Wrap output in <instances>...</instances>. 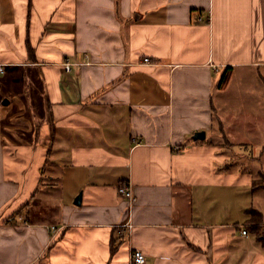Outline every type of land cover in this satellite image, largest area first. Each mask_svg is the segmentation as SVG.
Here are the masks:
<instances>
[{
  "label": "crops",
  "instance_id": "obj_1",
  "mask_svg": "<svg viewBox=\"0 0 264 264\" xmlns=\"http://www.w3.org/2000/svg\"><path fill=\"white\" fill-rule=\"evenodd\" d=\"M0 65V264H264V0H0Z\"/></svg>",
  "mask_w": 264,
  "mask_h": 264
},
{
  "label": "trees",
  "instance_id": "obj_2",
  "mask_svg": "<svg viewBox=\"0 0 264 264\" xmlns=\"http://www.w3.org/2000/svg\"><path fill=\"white\" fill-rule=\"evenodd\" d=\"M228 78H229V72H228V67H227L222 73L218 87L222 88L227 83ZM47 152L49 153L50 149H48ZM45 162H48L47 158ZM123 184H126V183H121L120 185H123ZM259 185L260 184H258L257 181H254L253 186L255 187V190L258 189ZM246 212L249 215L248 222L251 225V231H253V233L256 234L258 241L264 245V229L260 227V225L262 224L261 214L257 210H254V209H248L246 210Z\"/></svg>",
  "mask_w": 264,
  "mask_h": 264
},
{
  "label": "built area",
  "instance_id": "obj_3",
  "mask_svg": "<svg viewBox=\"0 0 264 264\" xmlns=\"http://www.w3.org/2000/svg\"><path fill=\"white\" fill-rule=\"evenodd\" d=\"M145 62L148 61V59H144ZM70 64L65 63L64 68L65 70H69ZM0 73H3V67L0 65ZM117 191L119 195L125 199L130 205L135 202V197L132 192V189L130 188L129 184H123L119 185L117 188ZM246 231L242 230V234H245ZM145 263V255L142 251L140 250H132L130 254V264H144Z\"/></svg>",
  "mask_w": 264,
  "mask_h": 264
},
{
  "label": "water",
  "instance_id": "obj_4",
  "mask_svg": "<svg viewBox=\"0 0 264 264\" xmlns=\"http://www.w3.org/2000/svg\"><path fill=\"white\" fill-rule=\"evenodd\" d=\"M3 104L6 105L7 104V101L4 100L3 101ZM204 137H205V133L203 131H201V132L195 133L192 138L194 140H202V139H204Z\"/></svg>",
  "mask_w": 264,
  "mask_h": 264
},
{
  "label": "rangeland",
  "instance_id": "obj_5",
  "mask_svg": "<svg viewBox=\"0 0 264 264\" xmlns=\"http://www.w3.org/2000/svg\"><path fill=\"white\" fill-rule=\"evenodd\" d=\"M256 181L258 182V184H260L264 187V177L258 178Z\"/></svg>",
  "mask_w": 264,
  "mask_h": 264
}]
</instances>
